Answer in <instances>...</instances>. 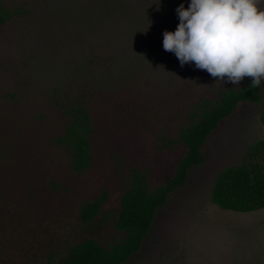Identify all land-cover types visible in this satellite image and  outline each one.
<instances>
[{
  "label": "rangeland",
  "instance_id": "1",
  "mask_svg": "<svg viewBox=\"0 0 264 264\" xmlns=\"http://www.w3.org/2000/svg\"><path fill=\"white\" fill-rule=\"evenodd\" d=\"M3 2L13 16L0 31V95L10 92L15 98L2 101L36 110L48 99L100 89L106 101L115 102L109 104L114 112L129 110L144 122L137 124L138 157L149 167L152 187L167 180L183 152L179 144L156 150L155 132L166 124L176 135L192 105L241 87L248 78L238 85L215 80L188 62L181 67L174 52L163 49V31L175 29V8L181 2L187 7L188 0ZM258 7L264 8V0ZM262 94L259 103L241 104L220 122L204 143L203 163L190 167L184 184L168 194L141 247L124 264H264V208L240 213L210 200L218 172L240 163L245 150L264 137L259 119L264 82ZM4 136L10 141L0 146V178L10 162H18L17 136L0 131V139ZM14 178L16 192L10 189L0 200V264H36L46 252L65 249L83 235L111 238L105 226L114 215L116 189L97 220L82 224L68 203L34 206V181Z\"/></svg>",
  "mask_w": 264,
  "mask_h": 264
},
{
  "label": "trees",
  "instance_id": "2",
  "mask_svg": "<svg viewBox=\"0 0 264 264\" xmlns=\"http://www.w3.org/2000/svg\"><path fill=\"white\" fill-rule=\"evenodd\" d=\"M12 16L0 0V31ZM262 83L255 86L248 77L243 86L220 91L218 98L200 99L176 135L169 134L166 124L158 129L156 150L179 144L183 152L167 180L155 187L148 181L149 167H143L138 157L141 133L137 124L144 122L132 111L124 110L127 115L114 112L109 104L115 102L106 101L100 89L48 99L36 110L17 100L13 104L2 101L15 98L13 93L0 95V131L10 138L17 136L18 153V162H10L4 170L9 174L3 172L0 178L6 191H0V200L10 189L16 192L14 177L30 179L34 198L38 197L34 206L65 202L72 205L80 223L89 224L104 212L113 188L118 193L114 215L105 226L111 238L83 235L65 249L46 252L36 264L126 263L141 247L155 211L165 204L168 194L184 184L190 167L203 163L204 143L220 122L241 104L263 99ZM126 118L131 120L129 125ZM259 119L264 125V106ZM6 137L0 139V146L10 141ZM18 190L22 197L23 189ZM210 200L219 208L240 213L264 208V137L245 150L240 163L218 172Z\"/></svg>",
  "mask_w": 264,
  "mask_h": 264
},
{
  "label": "clouds",
  "instance_id": "3",
  "mask_svg": "<svg viewBox=\"0 0 264 264\" xmlns=\"http://www.w3.org/2000/svg\"><path fill=\"white\" fill-rule=\"evenodd\" d=\"M175 13L178 23L163 31L162 46L181 67L188 62L233 85L244 77L255 86L264 82V8L258 0H188Z\"/></svg>",
  "mask_w": 264,
  "mask_h": 264
}]
</instances>
